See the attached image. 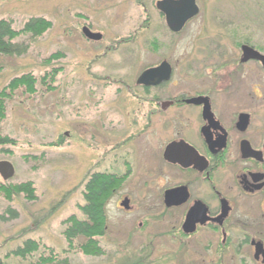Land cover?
<instances>
[{"label": "rangeland", "instance_id": "obj_1", "mask_svg": "<svg viewBox=\"0 0 264 264\" xmlns=\"http://www.w3.org/2000/svg\"><path fill=\"white\" fill-rule=\"evenodd\" d=\"M155 1L0 0V20L10 21L15 31L33 18L51 23L40 37L22 35L12 42L27 47L23 55H0V92L24 74L39 80L60 69L50 91L40 83L33 95L17 90L6 102L0 122V133L15 141V146L3 148L8 153L0 150V162H9L15 171L8 181L0 177V184L29 182L36 197L28 201L18 195L8 202L0 194L2 264H36L46 257V249L55 252L54 264L64 259L68 264H221L223 257L204 253L199 241L171 240L168 217H156L163 210L154 206L150 186L151 105L136 80L156 60L146 53L152 40L161 45L158 59L167 57L175 64L168 87L174 90L203 87L206 79L187 77L185 67L201 60L209 47L214 51L211 62L195 67L208 68L202 72L210 77L220 62L226 63L217 72L235 66L227 61L237 56L234 43L248 42L264 51V0H196L198 15L176 36L157 23L151 12ZM105 15L125 20L113 28ZM86 21L104 34L101 42H87L81 36ZM124 39L132 42L104 50ZM172 41L169 48L167 42ZM54 54L58 59L48 62ZM248 73L254 76V86L264 89V71L255 66ZM95 173L117 178L106 207V232L97 238L104 252L100 257L83 255L78 249L81 240L68 248L62 235L65 219L83 218L78 206L84 204V183ZM124 196L131 200L128 210L119 205ZM7 208L16 212L15 219H10ZM26 240L38 242L40 251L27 259L11 255ZM223 264L237 262L224 257Z\"/></svg>", "mask_w": 264, "mask_h": 264}, {"label": "flooded vegetation", "instance_id": "obj_2", "mask_svg": "<svg viewBox=\"0 0 264 264\" xmlns=\"http://www.w3.org/2000/svg\"><path fill=\"white\" fill-rule=\"evenodd\" d=\"M160 1L156 0L151 10L157 23L160 21L170 36L179 35L191 20L173 33L157 9ZM144 11L148 25V10ZM117 16L105 15L113 23L110 27L121 26L119 23L125 20ZM93 25L86 21L79 33L87 42H101L104 34ZM140 26L137 35L142 22ZM84 29L100 35V39H87ZM131 42L124 39L104 50L110 52ZM173 43L167 42L169 48ZM160 46L157 40L148 42L146 53L157 61L144 68L138 78L166 62L171 68L170 80L152 87L136 84L151 105L154 161L150 186L154 206L163 210L156 217H168L171 240L199 241L204 253L234 258L237 264H264V89L256 88L251 82L253 74L248 73L255 66L262 71L264 68L255 60L242 62L241 48L256 49L248 42L234 43L237 56L227 61L235 66L217 72L225 61L220 62L212 68L210 77L203 74L204 68L195 67L211 62L214 51L209 47L201 60L185 67L187 77L206 79L203 87L174 90L168 87L176 67L167 57L158 59ZM256 51L264 55V51ZM125 200L130 206L131 200L125 196L120 204Z\"/></svg>", "mask_w": 264, "mask_h": 264}, {"label": "trees", "instance_id": "obj_3", "mask_svg": "<svg viewBox=\"0 0 264 264\" xmlns=\"http://www.w3.org/2000/svg\"><path fill=\"white\" fill-rule=\"evenodd\" d=\"M51 23L44 18H33L26 22L21 30L15 31L10 21L0 20V55L20 56L26 53V46H19L12 43L15 39L22 35H31L32 37L42 36L49 28ZM259 50L263 51L261 48ZM58 59V55L54 54L48 62ZM60 69H52L39 80L32 74H24L11 80L10 84L0 92V122L5 119L6 102L9 101L14 93L19 89H24L27 94L36 93L35 86L40 83L41 86L47 88V91L53 89V84ZM61 144V142L59 143ZM15 146V141L0 133V150L4 147ZM34 158V157H33ZM24 159H28L27 157ZM114 175L106 173H95L90 175L84 183L83 200L84 204L78 206V210L83 218L72 215L62 222V235L68 248H73L74 243L81 240L78 249L83 255L100 257L104 254L97 238H101L106 232V207L111 197L112 191L116 189V180ZM114 192V191H113ZM0 194L8 202L13 196L23 195L28 201H35V189L33 184L27 182L17 185L0 184ZM6 213L10 215V219L17 217L16 212L7 208ZM40 244L32 240H26L22 246L17 247L11 252V255L20 259H27L34 253L40 251ZM46 257H41L36 264H54L56 254L53 250H47ZM56 264H68V260L64 259Z\"/></svg>", "mask_w": 264, "mask_h": 264}, {"label": "water", "instance_id": "obj_4", "mask_svg": "<svg viewBox=\"0 0 264 264\" xmlns=\"http://www.w3.org/2000/svg\"><path fill=\"white\" fill-rule=\"evenodd\" d=\"M157 9L165 16L166 24L169 30L173 33H178L179 31H181L184 25L194 17H196L199 13V9L196 5V0H162L158 2ZM83 33L89 40L100 39V35L91 34L87 29H84ZM241 49L243 56L242 62L255 60L257 62H260V64L264 68V55H261L256 50L248 46H242ZM170 77L171 68L166 62H163L158 67L145 71L137 79L136 84L146 87H152L169 81ZM190 103H194V101H190ZM14 174V168L9 162H0V177L3 181H8L14 176ZM120 206L124 210H128L129 201L125 200L120 204ZM185 226H187V221L185 223Z\"/></svg>", "mask_w": 264, "mask_h": 264}]
</instances>
